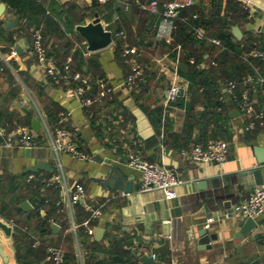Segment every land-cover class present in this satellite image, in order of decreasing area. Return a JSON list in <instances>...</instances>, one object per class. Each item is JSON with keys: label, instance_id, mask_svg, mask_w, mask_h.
<instances>
[{"label": "crops", "instance_id": "0c3cea01", "mask_svg": "<svg viewBox=\"0 0 264 264\" xmlns=\"http://www.w3.org/2000/svg\"><path fill=\"white\" fill-rule=\"evenodd\" d=\"M3 1L7 8L0 17V124L7 134L31 127L35 130V146L30 152L24 146L0 147V205L7 197L9 210L16 209V197H22L23 210L13 211L14 216L21 226L37 231L39 220L30 218L32 213L28 212L36 210L40 197L61 199L64 194L65 188L58 185L38 186L37 192L21 181L17 185L16 179L10 180L13 176L22 179V174L41 161L49 165L48 169H38L44 175L56 169L57 157L43 124L39 129L33 125L34 117L42 121L43 114L52 128L65 126L87 154L81 158L71 152L61 153L71 197L77 184L83 185L86 197L84 201L80 198V204L72 203L75 225L71 209L64 203L63 209L54 211L57 218L50 222L52 232L45 236L67 251L78 253L80 245L81 257L77 254V263L71 260L69 264L84 263V258L86 264H153L142 259L143 254L153 255L160 264H264V211L254 217L257 225L253 229L238 236L247 216L236 210L257 185H264L251 171L261 166L264 177V163L258 161L255 150L257 145L264 146V125L242 129L248 118L237 100L230 97L221 106L213 105L198 91L201 75L195 74V64L190 61L192 53H203L209 62L218 55L217 45L186 35L188 29L179 21L171 39L159 37L160 13L143 6L150 0H34L43 9L35 6L23 11ZM8 12L11 19H18L11 25L4 20ZM181 12L211 34L229 29L237 49L241 42L251 45L264 39V0H195ZM194 12L198 16L194 17ZM97 13L114 37L109 45L91 50L88 43L83 44L86 38L78 26L92 21ZM234 25L242 29L241 37L234 33ZM36 28L41 29L48 52L58 65L72 55V70L89 76L90 103H81L75 81L64 77L57 82L47 73L34 49ZM116 30L122 31L117 36L122 45L132 49L130 56L143 65L144 81L124 83L130 64L116 44ZM181 62L186 63L185 70ZM226 66H233L232 56ZM99 77H106L113 90L101 95ZM215 79L219 88L223 86L225 72L218 71ZM174 82L184 87V95L180 103L166 107L164 102ZM253 95L260 103L264 101L263 91ZM159 106L163 108L161 121L151 112ZM214 137L230 141L227 161L198 162L188 156L194 143ZM131 152L151 162L175 166L183 179L178 196L167 198L158 188L140 189V170L128 162ZM112 165L133 181L131 191L108 187L99 179L108 175ZM24 200L30 201L29 209L21 205ZM85 202L102 204L103 213L94 218V225L105 231L102 237L96 238L95 232L89 243L80 244L78 236L87 232L89 210ZM231 208L236 210L235 215L210 216L211 212L223 214ZM44 209L42 215L52 205L48 202ZM0 218L6 216L0 213ZM53 223L59 227L54 228ZM204 227L216 233L208 243L200 242ZM26 234L15 227L7 235L0 228V243L10 254L11 264H52L45 251L29 252ZM167 239L170 246L164 252H152ZM0 264H5L1 253Z\"/></svg>", "mask_w": 264, "mask_h": 264}, {"label": "built area", "instance_id": "2783aa9c", "mask_svg": "<svg viewBox=\"0 0 264 264\" xmlns=\"http://www.w3.org/2000/svg\"><path fill=\"white\" fill-rule=\"evenodd\" d=\"M194 2L195 0H150L143 3V6L160 13L161 18L157 34L159 37L169 40L172 38L173 31L176 27V19L181 16L182 9L188 5H192ZM193 16H198V13L194 12ZM107 25L108 23L104 24L105 27ZM190 29L194 37L197 39H206L221 48H225V44L220 37L208 34L201 25L190 23ZM120 34H122V31H114V35L116 36H119ZM33 35V44L36 55L45 64L47 73L57 82L61 81L64 77L75 81V91L80 98L81 103L84 105L90 103L92 98L87 94L88 87L90 86V78L81 70H72L71 65L73 56L70 55L62 65H58L54 61L53 56L48 52L41 29L36 28ZM87 43V40H83V44ZM177 48L181 51L182 45L178 44ZM131 51L132 49L129 46L125 45L123 47V55L130 64V69L124 78V83L128 85H133L139 80L145 79L144 67L130 56ZM249 53L254 57L264 58V47L253 48ZM190 61L196 62V56L191 55ZM198 63L200 66L205 67L210 63L216 65L217 61L213 59L211 62H208L206 59H201ZM256 79L261 84H264V75L261 73H258ZM247 80L252 82L254 78L253 76H249ZM97 84L100 87L101 95H105L113 90V85L109 83L106 77H99L97 79ZM180 87L181 84L178 82L172 84L164 102L166 107L171 104L172 100L177 99ZM218 93L221 101H224L227 97H230L232 100H237L240 110L248 118L242 129L251 130L256 128L259 124L264 125V101L260 103L258 97L253 95L249 88H244L238 92V82L233 79H227L226 83L219 88ZM64 113L65 112H62V114ZM164 119L165 118H163V120ZM42 124L45 134L47 135L48 144L57 157L56 169L48 176L44 175L42 170H31L27 174V181L32 183L39 180L43 183V187L46 188L57 185L64 187V194L58 203H67L71 209L72 222L75 225L72 203L80 200V198L85 199L86 190L83 185L77 184L76 188L73 190V197H71V190L68 187L67 173L61 160V153L71 152L81 158H86L87 154L79 147L78 143L72 137L71 132L65 126L57 125L52 128L43 114ZM34 135L35 130L31 127H23L18 134H7L5 128L1 127L0 147L12 148L16 146H24L31 148L35 146ZM229 154L230 141L222 137L210 138L205 143L196 142L188 151V156L192 160L198 162L216 161L218 163H224L228 160ZM128 162L130 165L140 170V189L146 190L158 188L164 191L167 198L178 196V186L182 183L183 179L179 175L175 166L148 161L138 152L129 153ZM85 205L90 211V216L85 220V225L88 234L93 235L96 232V226L91 224V220L102 215V204L85 202ZM44 208L43 205H40L39 209L41 213L45 212ZM236 210L241 215L247 217H256L263 212L264 185H257L250 192L249 196L236 206ZM3 219L11 224L13 229L16 227L25 230L27 232V238L30 240L32 246L37 247L42 243L41 238L36 233L30 231L27 226H21L13 217H6ZM78 247L79 251L77 254L81 257L80 245ZM47 258L52 261V264H64L65 249L61 245L47 244ZM80 263L84 264L83 261Z\"/></svg>", "mask_w": 264, "mask_h": 264}, {"label": "trees", "instance_id": "16d2710c", "mask_svg": "<svg viewBox=\"0 0 264 264\" xmlns=\"http://www.w3.org/2000/svg\"><path fill=\"white\" fill-rule=\"evenodd\" d=\"M8 1L12 6L17 7L18 10L23 11L25 9H29V8H42L41 5H37L36 2H34V0H6ZM185 8V7H184ZM183 8V9H184ZM43 9V8H42ZM182 9V10H183ZM181 20V21H180ZM179 21L180 23L183 24L184 29H188L187 32H185L186 35H192L191 37H193V33L190 29V23H195L200 25L201 23L198 21H194V20H189L187 18H185L182 15L181 12V16L179 18L176 19V22ZM178 22V24H179ZM183 29V28H181ZM175 30V29H174ZM190 30V31H189ZM206 30V29H205ZM206 32L210 35H214L209 33L207 30ZM174 33V31H173ZM176 33V32H175ZM183 33V32H182ZM214 36H218L221 38V40L223 41V43L225 44V48H221L220 46L217 45L218 47V55L214 56L212 59L209 60V62H211V60H216L217 64L214 65L212 63H210L207 66H200L199 65V60L201 59H205L203 53L201 54H197V53H192L191 55H195L197 58L196 62H193L195 64L196 67V72L195 74L200 73L201 78L198 82L199 87H198V91H200V93L207 97V99L212 102L213 105L216 106H221L223 103L222 101L219 99V85L216 84V79H215V74L222 70L223 72H225L226 74V78L227 79H233L235 81L238 82V92H240L242 89L244 88H249L252 94H259L260 92L263 91L264 89V84H261L260 82L257 81V77H258V73H261L262 75H264V58H260V57H254L252 55H250V51L253 48L256 47H264V42L262 39H260L258 44H248V41L246 42H241L239 43V49H237V47L235 46V42L233 41L232 37L233 34L229 29H222L217 35ZM194 39H197L196 37H193ZM116 40V44L118 47H120V52L123 53V47L124 45H122V43L120 42V40L118 39V37L116 36L115 38ZM263 45V46H262ZM190 55V56H191ZM233 57V66L231 68H228L226 66L227 60L229 57ZM228 57V58H227ZM207 60V59H206ZM208 61V60H207ZM249 76H253L254 80L248 81L247 78ZM144 80H139L138 82H142ZM251 84H254L255 88L251 86ZM255 92H254V91ZM215 106V107H216ZM152 114L154 115V117L158 118V120H162L163 117V108L162 106H159L155 109H153ZM27 173H24L22 175L23 178H17L16 176H13L10 178L11 182L16 179L17 180V185L20 183L21 184L25 183V185L29 186L30 188H32L33 190L37 191L38 186H43V183H41V181L37 180L36 182H28L27 181ZM50 175V174H49ZM48 176V175H46ZM23 180V181H22ZM2 182V178L0 177V183ZM37 183L36 186H33ZM15 184V183H14ZM5 194V192H4ZM7 198V197H6ZM2 200V203L0 205V213L3 216L6 217H13L18 223V219L16 218V216H14V212L13 211H19V210H23L22 207L20 206V201L22 200V197H16V209L13 210H9V206H10V202L7 199ZM14 200V199H13ZM59 198L56 199H51V197L46 196V197H40L39 201L36 203V210H31L30 212H28V214H31L32 216L29 215V217H33L36 216L37 219L39 220L37 226L35 227L34 233H36L42 240V243L37 246L34 247L31 245L30 240L27 238V240L29 241V249H31L29 252H33L34 249H36L34 252L37 253L38 251H45V255L47 256V244H54V245H58L55 243H51L50 241H47V236L49 233L52 232V227H51V220L56 219L55 216L53 214L54 211H60L61 208L63 209V203H58L59 202ZM50 203L52 205V209L51 210H47V213L45 215H42L40 212V205H43L45 207L46 203ZM75 203L80 204V201H76ZM74 215L76 217V213L74 211ZM90 216V211L87 212V218ZM75 219V218H74ZM94 221H96L94 218L91 220V224L94 225ZM25 225V224H24ZM31 228V227H30ZM87 229V227L85 228ZM32 230V228H31ZM18 232V231H17ZM85 235H79L80 232H78V237L80 240V243H89L90 237L91 235L88 234V232L85 231ZM27 237V234L26 236ZM93 241L96 242L95 239H93ZM64 248V247H63ZM18 259L21 260L20 256L18 255ZM77 259V253L75 252V250L73 251V249L71 251H67L65 250V260H64V264H69V261H76ZM50 260V259H49ZM77 263V261H76ZM84 264H86V260L84 258Z\"/></svg>", "mask_w": 264, "mask_h": 264}, {"label": "water", "instance_id": "95a60500", "mask_svg": "<svg viewBox=\"0 0 264 264\" xmlns=\"http://www.w3.org/2000/svg\"><path fill=\"white\" fill-rule=\"evenodd\" d=\"M6 8H7V3L5 1L1 0L0 1V17L4 14ZM11 16H12L11 13L8 12L7 15H5V17H4V20L6 21V23L8 25H11L15 21L18 20L17 18L11 19ZM78 29H79V32L86 38V40L88 42V47L91 50H95V49L105 47L113 41L114 36H113L112 30L105 28L104 24L101 21V17L98 15V13H97V16L92 21H90L86 24L79 25ZM233 31L238 37L242 36V29L240 28L239 25H234ZM180 66L182 67V69L185 70L186 63L181 62ZM183 95H184V87L181 86L179 89V92H178L177 99L172 100L171 104L177 105L178 103H180L181 96H183ZM33 125H34L35 129H39L40 126L42 125L41 119L39 117H34ZM1 127L2 126L0 124V129H1ZM255 150H256V153L258 154V158H259L258 161L260 163H264V146L257 145L255 147ZM30 151H31V148L28 147L27 152H30ZM48 166L49 165L46 161H41V162L37 163L36 165L30 167L29 169H31V170L48 169ZM52 169H54V168H52ZM251 171L255 174L256 179L259 183H262L264 181L261 166L260 167L259 166L253 167L251 169ZM99 179L102 181V183L104 185H106L108 187H113L116 189H124L125 191H131L133 189V184H134L133 181L127 179V177L121 172V170L116 165L111 166L108 175H106L105 177H99ZM81 200L84 201V198H82ZM229 204H230L229 202H225V205L228 206ZM21 205L25 209H29L32 206L29 200L22 201ZM225 212L226 213H223V214H219V213L213 214L211 212L210 216H214L215 218H224L227 216L228 212H229L230 216L235 215L236 210L234 208H231V209H226ZM256 225H257V220L252 216H248L244 220V222L240 228V231L237 233V235L238 236L246 235ZM53 227L58 228L59 225L57 223H53ZM0 228H2L3 231L7 235L12 234V231H13L12 225L9 224L3 218H0ZM104 231H105L104 227L98 226L96 228L95 237L96 238L102 237ZM200 234H201L200 242H202V243H208V242H210L211 238L216 237V233L215 234L209 233L208 229L206 227L201 229ZM3 246H4V244L0 243V253L4 257L5 264H11L10 254L4 250ZM169 246H170V240L167 239L163 245L154 246L152 249V252L153 253H156L157 251L164 252L166 250V248H168ZM142 259H144L145 261H148L150 263H153V264H160L155 259V257L153 255L143 254Z\"/></svg>", "mask_w": 264, "mask_h": 264}]
</instances>
